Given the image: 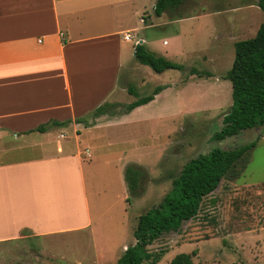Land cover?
<instances>
[{
    "label": "crops",
    "instance_id": "crops-1",
    "mask_svg": "<svg viewBox=\"0 0 264 264\" xmlns=\"http://www.w3.org/2000/svg\"><path fill=\"white\" fill-rule=\"evenodd\" d=\"M155 3L0 0V264H60L56 244L66 235L85 233L96 242L86 168L96 178L118 169L120 189L107 208L127 197L124 156L132 150L115 157L99 152L138 145V129L148 120L142 113L158 107L165 89L127 112H93L121 103L114 94L134 57L133 38L150 50L152 44L171 50L183 30L168 36L149 30L192 18L161 19L165 11L156 15ZM135 66L125 73L130 78ZM112 126L130 130L112 142L104 133Z\"/></svg>",
    "mask_w": 264,
    "mask_h": 264
},
{
    "label": "rangeland",
    "instance_id": "rangeland-1",
    "mask_svg": "<svg viewBox=\"0 0 264 264\" xmlns=\"http://www.w3.org/2000/svg\"><path fill=\"white\" fill-rule=\"evenodd\" d=\"M165 14L161 19H168L170 14L192 18L150 29L151 35L164 36L183 30L173 49L153 44L150 48L183 64L185 69L156 72L134 57L130 63H125L120 88L114 94L121 103H116L112 111L115 114L124 111L129 104L126 102L136 100L135 93L152 94L156 86L165 89L159 99L161 110L156 106L142 113L148 120L138 129V145L117 144L99 152L100 155L110 152L111 157H115L124 150H132L124 160L141 165L148 174L142 183V195L131 197L130 202L126 200L127 195L125 200H116L107 208L120 189L118 169H110L107 177H102L99 171L96 178L95 172L86 168L96 242L85 239V233L61 238L56 244L61 257H54L60 264H76L77 261L116 264L127 245L135 241L132 231L139 214L162 200L185 162L212 147L233 149L252 141H255L254 147L234 164L215 190L203 198L198 214L177 231L163 233L147 248L161 254L156 264H171V259L179 252L192 253L193 264H264V125L242 130L223 140L212 139L222 127V116L232 103L231 83L223 75L232 64L233 45L255 35L264 21V12L256 6V0H183ZM137 43L139 41L133 38L129 49ZM133 65H136L134 70H139L130 78L125 73ZM191 67L211 75L190 74ZM129 87L134 93L125 90ZM126 130L130 129L112 126L104 133L114 142L122 133H127ZM94 189L102 190L98 193ZM96 202L101 203L99 207Z\"/></svg>",
    "mask_w": 264,
    "mask_h": 264
},
{
    "label": "trees",
    "instance_id": "trees-1",
    "mask_svg": "<svg viewBox=\"0 0 264 264\" xmlns=\"http://www.w3.org/2000/svg\"><path fill=\"white\" fill-rule=\"evenodd\" d=\"M181 3L182 0H156L154 13L160 15ZM256 5L264 12V0H256ZM233 47L231 67L223 75L231 83L232 103L222 116V127L212 135L215 140H223L242 130L264 125V21L260 23L254 36L236 41ZM134 58L156 72L170 68L185 69L183 64L159 55L140 43L134 46ZM189 73L199 77L211 75L208 71L194 67L189 68ZM162 89V86H156L152 94L145 96L135 93L136 100L126 105L124 111L149 102ZM128 91L134 93L133 89L128 88ZM115 105H99L93 115L113 114L112 108ZM38 129L43 130V126ZM254 145L255 141L233 149L216 146L185 162L171 180V188L162 200L139 214L132 231L135 241L127 245L116 264H156L161 254L149 251L147 245L165 232L177 231L185 221L195 217L203 198L215 190L220 180ZM123 176L128 192L126 200L130 202L131 197L142 195V183L148 178V174L141 165L131 163L125 167ZM171 264H193L192 253H177L171 259Z\"/></svg>",
    "mask_w": 264,
    "mask_h": 264
}]
</instances>
